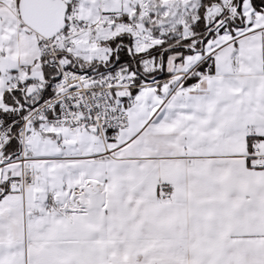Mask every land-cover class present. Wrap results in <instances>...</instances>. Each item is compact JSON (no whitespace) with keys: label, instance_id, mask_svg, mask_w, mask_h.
<instances>
[{"label":"snow or ice","instance_id":"6c2138e0","mask_svg":"<svg viewBox=\"0 0 264 264\" xmlns=\"http://www.w3.org/2000/svg\"><path fill=\"white\" fill-rule=\"evenodd\" d=\"M0 264H264V0H0Z\"/></svg>","mask_w":264,"mask_h":264}]
</instances>
